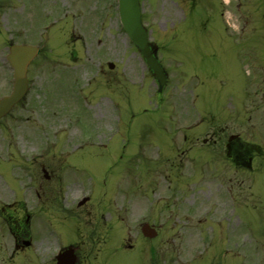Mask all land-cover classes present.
<instances>
[{
    "label": "rangeland",
    "instance_id": "obj_1",
    "mask_svg": "<svg viewBox=\"0 0 264 264\" xmlns=\"http://www.w3.org/2000/svg\"><path fill=\"white\" fill-rule=\"evenodd\" d=\"M142 8L169 72L162 92L121 25L118 0H0V51L3 40L4 45L41 48L30 67L28 95L0 121L1 193L27 187V176L41 184L44 169L55 171L68 160L79 165L66 168L75 191L86 192L90 203L115 190L116 182L125 187L126 169L174 171L181 158L173 147L178 123H227L264 147V71L256 67L262 65L249 72L251 60L237 61L232 41L219 47L211 29L201 24L188 33L191 19L172 0H143ZM179 21L182 36L175 39L171 30ZM215 22L223 34L220 18ZM260 54L264 57V48L261 60ZM8 72L4 63V93ZM43 148L48 149L45 156ZM254 166L264 170V161ZM237 215L255 229L264 219V206H255L249 197ZM7 239L0 225L1 250ZM118 264L137 263L122 258Z\"/></svg>",
    "mask_w": 264,
    "mask_h": 264
},
{
    "label": "flooded vegetation",
    "instance_id": "obj_2",
    "mask_svg": "<svg viewBox=\"0 0 264 264\" xmlns=\"http://www.w3.org/2000/svg\"><path fill=\"white\" fill-rule=\"evenodd\" d=\"M172 2L190 17L188 33L201 24L211 29L219 47L232 41L237 61H254L264 71V61L259 63L264 0ZM9 47L2 43L0 51V68L5 63L9 70L5 93L0 81V98L11 86ZM261 109L263 117L264 106ZM183 125L177 124L170 143L181 156L178 169H126V186L116 182L115 190L101 193L104 199L90 203L83 190L75 191L66 168L79 165L69 160L65 166L58 163L55 171L44 169L41 184L30 176L21 195L0 193V225L8 237L0 263L118 264L127 258L137 264H264V219L250 230L237 215L249 197L255 206H264V170L253 167L255 158L264 161V147L245 141L241 131L227 123ZM211 162L219 167H208ZM164 243H170V249Z\"/></svg>",
    "mask_w": 264,
    "mask_h": 264
},
{
    "label": "water",
    "instance_id": "obj_3",
    "mask_svg": "<svg viewBox=\"0 0 264 264\" xmlns=\"http://www.w3.org/2000/svg\"><path fill=\"white\" fill-rule=\"evenodd\" d=\"M120 15L124 28L133 43L142 52L148 66L153 70L160 86L166 83V75L149 43V33L142 23L140 0H120ZM34 47L16 46L11 50L10 63L15 70V87L11 96L0 101V118L8 114L28 89L27 67L36 55ZM110 68H114L110 64Z\"/></svg>",
    "mask_w": 264,
    "mask_h": 264
}]
</instances>
